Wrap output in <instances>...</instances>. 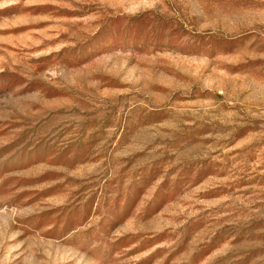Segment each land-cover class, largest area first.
Segmentation results:
<instances>
[{
	"label": "rangeland",
	"instance_id": "obj_1",
	"mask_svg": "<svg viewBox=\"0 0 264 264\" xmlns=\"http://www.w3.org/2000/svg\"><path fill=\"white\" fill-rule=\"evenodd\" d=\"M0 264H264V0H0Z\"/></svg>",
	"mask_w": 264,
	"mask_h": 264
}]
</instances>
